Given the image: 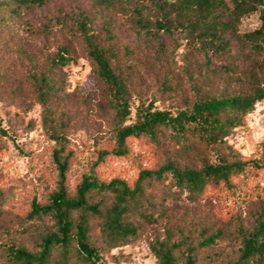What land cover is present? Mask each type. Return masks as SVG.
I'll use <instances>...</instances> for the list:
<instances>
[{
    "label": "trees",
    "instance_id": "trees-1",
    "mask_svg": "<svg viewBox=\"0 0 264 264\" xmlns=\"http://www.w3.org/2000/svg\"><path fill=\"white\" fill-rule=\"evenodd\" d=\"M49 1L0 0V7L16 14ZM89 1L96 10L126 18L129 30L145 42L144 50L125 46L119 55L111 22L95 26L83 12L72 15V44L89 61L110 113L112 148L99 158L125 159L128 142L144 139L160 150L162 161L139 170L132 183L87 175L70 190V120L51 102L61 88L54 70L74 63L76 49L70 43L47 49L45 67L30 73L28 82L41 108L43 134L53 144L54 187L45 202H31L17 231L2 226L0 264H103L113 249L137 240L147 227L153 230L148 247L156 264H264V184H255V203L228 228L186 213L173 217L180 204L243 197L245 184L264 172V146L259 159H237L225 141L264 101V0ZM252 15L258 28L240 33L242 21ZM182 42L201 56L208 87H194L192 99L174 112L142 101L133 105L128 87L133 72L143 65L160 67ZM215 61L220 64L213 67ZM160 86L173 92L167 74Z\"/></svg>",
    "mask_w": 264,
    "mask_h": 264
},
{
    "label": "rangeland",
    "instance_id": "rangeland-1",
    "mask_svg": "<svg viewBox=\"0 0 264 264\" xmlns=\"http://www.w3.org/2000/svg\"><path fill=\"white\" fill-rule=\"evenodd\" d=\"M76 12L91 16L95 26L111 22L112 43L119 55L125 46L137 52L145 48V42L129 30L126 18L96 10L89 0H50L43 7L16 14L0 7V237L3 225L13 233L17 231L18 222L28 212L31 202H45L53 190V144L43 134L41 108L31 92L28 76L45 67L47 49L72 44L68 31H71L72 15ZM258 25L257 16H249L242 21L239 32H251ZM160 42L166 48L172 47L165 39ZM72 45L76 49L75 61L54 70L61 88L51 102L53 109L70 120L67 135L72 155L67 187L72 190L87 175L132 183L139 170L155 168L161 163L160 150L144 139H136L128 142L130 154L127 158L110 155L99 158V152L112 148L107 130L110 113L102 99V87L91 74L89 61L79 46ZM219 64L215 61L212 66ZM159 65H143L133 72L128 84L133 105L142 101L158 110L174 112L192 99L194 87H208L202 77L205 67L201 56L184 42L165 63L160 60ZM164 74L169 75L173 92L161 88ZM216 88L213 86L214 92ZM225 141L233 158L261 157L264 101L255 105L243 125L232 130ZM188 161L196 163L192 154H188ZM259 182L264 184V172L257 175L256 182L245 184L247 190L243 197L226 201L207 198L193 205L180 204L173 217L176 219L186 213L193 220L201 218L208 225L228 228L237 217H244L255 203L254 187ZM151 229L145 228L137 240L113 249L104 257L103 264H156L148 247L153 235ZM157 233L161 237L160 229ZM223 245L219 244L218 249Z\"/></svg>",
    "mask_w": 264,
    "mask_h": 264
}]
</instances>
